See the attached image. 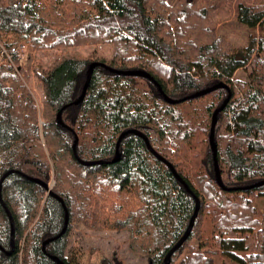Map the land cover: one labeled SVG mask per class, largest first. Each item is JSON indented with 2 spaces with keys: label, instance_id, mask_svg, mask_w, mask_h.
I'll return each instance as SVG.
<instances>
[{
  "label": "trees",
  "instance_id": "16d2710c",
  "mask_svg": "<svg viewBox=\"0 0 264 264\" xmlns=\"http://www.w3.org/2000/svg\"><path fill=\"white\" fill-rule=\"evenodd\" d=\"M228 6L217 0L216 15L227 18ZM237 21L250 29L245 45L220 34L197 0H0V179L14 171L2 198L15 224L12 251L0 202V264H56L51 256L70 264L65 250L75 223L128 232L133 252L164 264L196 203L137 135L123 139L120 159L112 162L120 135L130 129L148 137L200 200L194 228L170 264H264L257 204L264 185L242 189L264 180V0L239 3ZM110 44V59L70 54L46 68L34 62L36 52ZM23 49L28 74L20 64ZM93 62L147 71L172 99L228 84L231 99L219 114L215 142L223 183L232 190L216 181L209 139L226 89L173 105L148 79L97 67L84 101L73 105ZM251 65L246 80L236 78ZM31 73L42 84V111L27 85ZM67 105L65 128L57 114ZM74 133L79 158L103 164L78 161ZM30 178L51 187L69 213L67 232L45 251L43 243L62 231L65 211ZM101 264L122 263L114 254Z\"/></svg>",
  "mask_w": 264,
  "mask_h": 264
},
{
  "label": "rangeland",
  "instance_id": "374dc122",
  "mask_svg": "<svg viewBox=\"0 0 264 264\" xmlns=\"http://www.w3.org/2000/svg\"><path fill=\"white\" fill-rule=\"evenodd\" d=\"M200 8H205L209 16L217 20L218 32L233 42L235 46L245 45L248 42L250 29L237 21V8L243 0H229L230 14L227 18L216 15L217 0H197ZM214 8V10L211 9ZM76 54L83 56H94L101 58H112L113 45H96L81 46L63 50H47L36 52L34 62L41 63L44 68L48 67L53 61L59 57ZM28 60H21L23 73L28 74ZM252 65L249 66L248 72L239 70L236 78L246 80ZM19 70V69H18ZM20 73H22L20 71ZM30 80L27 83L35 100L43 110V102L45 99L42 84L36 76L31 73ZM23 79L24 75H20ZM52 186V185H51ZM259 206L260 218L264 217V198L257 199ZM262 219V218H261ZM116 255L122 264H148L145 256L133 252L129 245L128 232H112V231H95L82 223L73 224L68 236L65 255L70 264H101L104 257Z\"/></svg>",
  "mask_w": 264,
  "mask_h": 264
},
{
  "label": "water",
  "instance_id": "95a60500",
  "mask_svg": "<svg viewBox=\"0 0 264 264\" xmlns=\"http://www.w3.org/2000/svg\"><path fill=\"white\" fill-rule=\"evenodd\" d=\"M97 67H103L105 68L106 70H108L109 72L111 73H115L117 75H123V76H135V77H142V78H145V79H148L149 81H151L152 83H154V85H156V87L158 88L160 94L163 96L164 100L169 103V104H180L182 102H185L187 100H193V99H196V98H200V97H203V96H206L210 93H213L219 89H226L228 91V96L227 98L225 99V101L223 102V104L217 108L213 114V117H212V124H211V131H210V145H211V150H212V153H213V160H214V171H215V178H216V181L218 183V185L225 191H230L232 189H228L224 183H223V180H222V175H221V170H220V166H219V162H218V148H217V144L215 142V129H216V125H217V122H218V117H219V114L221 111L224 110V108L227 106L229 100L231 99V90L228 86V84H225V83H218V84H215L211 87H208L206 89H203V90H200V91H197L193 94H190L184 98H181V99H172L170 98L162 89L161 85L158 83V81L150 74L148 73L147 71H144V70H118V69H114V68H111L109 67L108 65L102 63V62H93L90 64L89 68H88V71L86 73V80H85V83H84V86H83V90H82V93L81 95L79 96V98L74 101L72 104L73 105H79L81 104L85 97H86V94H87V90H88V87H89V84L91 82V78H92V75H93V72L94 70L97 68ZM66 108L63 107L57 114V120H58V123L62 126H64L65 128H68V126H66L62 120V113H63V110ZM70 129V128H69ZM75 134V133H74ZM130 134H134V135H137L139 137H141L145 143H146V146L147 148L149 149V151L155 155V157L159 160H161L162 162H164L169 168L170 170L172 171V173L174 174V176L176 177V179L185 187L186 191L192 195L194 197V200H195V203H196V207H195V211L190 219V222H189V225L187 227V230L186 232L184 233V235L180 238V240L172 247V249L168 252V254L166 255L165 257V260H164V264H170L171 262V259H172V256L173 254L179 250L182 245L187 241V239L189 238L193 228H194V225H195V221H196V218L198 216V213H199V209H200V200L199 198L193 193V191L191 190V188L188 186V184L183 180V178L178 174V172L176 171V169L173 167V165L168 162L166 159H164L162 156H160L153 148L152 146L150 145V142L148 140V138L140 131L138 130H134V129H130V130H127V131H124L119 139H118V142H117V147H116V155L114 157V159L112 160V162H116L120 159V151H119V148H120V144L121 142L123 141V139L125 137H127L128 135ZM78 142H79V138L78 136L75 134V141H74V144H73V151H74V154L76 155V157L78 158V155H77V145H78ZM78 161L84 165V166H94V165H97V164H103L104 161H83L81 159L78 158ZM14 173V171H8L6 172L2 178L0 179V202L1 204L3 205V207L5 208V212L6 214L8 215V218H9V221H10V225H11V246H12V251L14 250V233H15V224H14V220H13V217L9 211V209L6 207V204L4 203L3 201V198H2V187H3V182L4 180L10 175ZM32 181H34L35 183H38L40 185H42L44 188H46L51 195L55 196L57 199H59V201L61 202L63 208H64V211H65V223H64V227L62 229V231L52 237V238H49L47 239L44 243H43V250L45 251L46 249V246L48 244H50L51 242L53 241H56V240H59L60 238H62L65 233L67 232V229H68V225H69V213H68V210L66 208V205L64 204V201L63 199H61L60 197L56 196L52 191H51V188L44 182L40 181L39 179H34V178H30ZM264 185V180L263 181H260L254 185H251V186H248V187H244L242 189H253L255 187H261ZM0 249L3 250L2 247H0ZM4 251V250H3ZM12 251H9V252H5L6 255H10L12 253ZM51 259L56 263V264H65L59 257L57 256H51Z\"/></svg>",
  "mask_w": 264,
  "mask_h": 264
},
{
  "label": "built area",
  "instance_id": "2783aa9c",
  "mask_svg": "<svg viewBox=\"0 0 264 264\" xmlns=\"http://www.w3.org/2000/svg\"><path fill=\"white\" fill-rule=\"evenodd\" d=\"M24 51L20 50L19 54H20V58L21 60H26V53H25V49H23ZM14 51V50H13Z\"/></svg>",
  "mask_w": 264,
  "mask_h": 264
},
{
  "label": "bare ground",
  "instance_id": "6f19581e",
  "mask_svg": "<svg viewBox=\"0 0 264 264\" xmlns=\"http://www.w3.org/2000/svg\"><path fill=\"white\" fill-rule=\"evenodd\" d=\"M69 105H67L66 107H68ZM65 107V106H64ZM76 134V133H75ZM146 136V135H145ZM147 137V136H146ZM148 138V137H147ZM149 140V139H148ZM150 142V141H149ZM151 145V144H150ZM120 149V148H119ZM120 151V150H119ZM78 155V154H77ZM78 158H79V156H78ZM77 158V159H78ZM80 159V158H79ZM51 188V187H50Z\"/></svg>",
  "mask_w": 264,
  "mask_h": 264
}]
</instances>
